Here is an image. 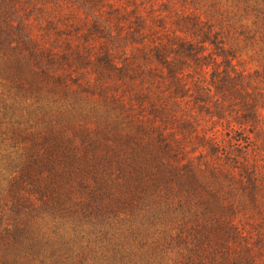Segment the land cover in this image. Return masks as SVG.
<instances>
[{
	"label": "trees",
	"instance_id": "1",
	"mask_svg": "<svg viewBox=\"0 0 264 264\" xmlns=\"http://www.w3.org/2000/svg\"><path fill=\"white\" fill-rule=\"evenodd\" d=\"M0 186L48 242L264 264V0H0Z\"/></svg>",
	"mask_w": 264,
	"mask_h": 264
},
{
	"label": "rangeland",
	"instance_id": "2",
	"mask_svg": "<svg viewBox=\"0 0 264 264\" xmlns=\"http://www.w3.org/2000/svg\"><path fill=\"white\" fill-rule=\"evenodd\" d=\"M1 197L2 186L0 202ZM35 231L8 228L0 221V264H161L174 255L147 248L140 250L136 243L132 246L103 238L90 244L68 238L48 242Z\"/></svg>",
	"mask_w": 264,
	"mask_h": 264
}]
</instances>
